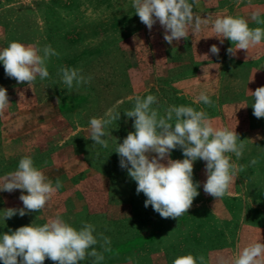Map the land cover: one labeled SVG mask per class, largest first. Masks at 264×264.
Wrapping results in <instances>:
<instances>
[{
	"label": "rangeland",
	"instance_id": "1",
	"mask_svg": "<svg viewBox=\"0 0 264 264\" xmlns=\"http://www.w3.org/2000/svg\"><path fill=\"white\" fill-rule=\"evenodd\" d=\"M193 12L209 25L170 45L158 21L151 30L140 21L133 0H0V49L15 41L51 45L58 53L47 62L49 78L37 77L31 88L8 77L0 62V87L11 103L0 114V179L30 156L53 184L57 178L62 183L42 211L10 219L4 210L23 208L22 190L0 191V235L57 216L77 229L90 223L94 235L111 240L110 251L95 246L103 252L101 264H173L188 254L203 256L204 264H233L245 246L264 241V118L253 115L250 92L264 86V41L230 56L227 49L235 45L221 44L211 26L217 17L233 16L264 27L251 19L254 12L264 18V0H195ZM213 44L218 56L210 52ZM62 67L82 69L92 80L69 90ZM201 92L211 106L197 102ZM147 95L157 97L152 107L161 115L170 106H190L206 112L213 127L235 129L244 140L241 158L227 154L238 173L223 198L204 192L206 162L198 159L193 181L199 195L188 213L165 219L144 206L147 197L137 194L114 151L135 131L134 118L124 112ZM111 108L121 116L103 148L90 139L89 122ZM184 158L179 148L171 153L173 160ZM44 264L54 262L46 258Z\"/></svg>",
	"mask_w": 264,
	"mask_h": 264
},
{
	"label": "clouds",
	"instance_id": "2",
	"mask_svg": "<svg viewBox=\"0 0 264 264\" xmlns=\"http://www.w3.org/2000/svg\"><path fill=\"white\" fill-rule=\"evenodd\" d=\"M194 3L195 0H133V7L149 30L158 21L164 29V40L171 45L182 38L187 40L190 34L194 35L209 25L208 18H201L193 12ZM251 19L258 25H264L259 12H254ZM211 26L221 44L227 39L235 45V48L227 49L230 56H235L237 50L248 51L264 41V27L251 28L248 20L242 17H217L211 21ZM210 52L218 56L220 49L213 44ZM55 55L58 53L51 45L40 49L14 41L0 49V62L8 77L31 88L37 77L41 80L49 78L47 62ZM59 74L69 90L74 85L79 87L92 80L77 68L62 67ZM250 92L254 97L251 105L253 115L258 119L264 118V86ZM157 102L154 95L135 98L134 107L124 112L128 118H134L135 131L129 132L114 152L119 155L120 167L127 169L129 177L136 182L137 194L142 192L147 197L144 206L151 205L162 218L178 219L188 213L194 198L199 195L200 184L193 181L194 162L198 159L206 162L204 192L216 200L223 198L238 173L237 165L227 154L234 153L237 159L241 158L245 144L235 129L213 127L203 110L183 105L170 106L161 115L152 107ZM197 102L208 106L213 103L204 92L198 95ZM10 104L7 90L0 87V114H4ZM120 116L119 111L111 108L104 117L90 119V139L94 144L108 147L106 137L111 135L110 125ZM177 148L182 150L184 159H171L172 151ZM252 163L257 161L254 159ZM60 187L59 178L53 184L34 166L30 156L23 157L14 172L0 179V191L22 190L19 199L23 208L4 210V219H10L17 213L23 217L28 212L42 211ZM94 232L95 226L90 223L85 222L77 229L59 216L42 226H22L0 235V261L3 264H44L47 258L54 264H80L91 258L92 264H101L104 255L95 246L99 245L105 252L110 251L111 240L103 233L94 235ZM173 264H204V257L188 254L177 257ZM233 264H264V241L245 246Z\"/></svg>",
	"mask_w": 264,
	"mask_h": 264
}]
</instances>
